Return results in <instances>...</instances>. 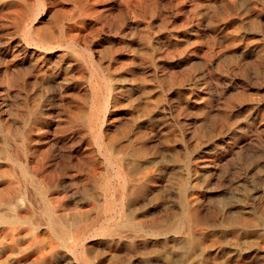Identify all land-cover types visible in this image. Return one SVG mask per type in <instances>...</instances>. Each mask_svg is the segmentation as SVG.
<instances>
[{"label": "rangeland", "instance_id": "1", "mask_svg": "<svg viewBox=\"0 0 264 264\" xmlns=\"http://www.w3.org/2000/svg\"><path fill=\"white\" fill-rule=\"evenodd\" d=\"M36 1L40 14L32 24ZM36 1L0 0V197L15 179L28 197L14 194V200L35 218L17 224L19 246L5 249L11 235L1 240L0 263L75 264L73 241L62 249L64 257L36 262L37 241L33 249L29 242L37 232L44 235L39 247L48 252L50 238L45 225L33 231L28 221L37 223L46 203L22 172L39 170L46 190L59 186L53 200L69 228L100 227L112 213L102 211L104 197L114 198L102 188L113 174L98 152L101 130L112 158L125 160L124 213L144 226L120 244L89 238L86 264H186L194 255H201L196 264H264V0ZM101 96L107 112L95 124ZM171 220L181 221L182 238L152 234V223L164 230ZM115 227L105 234L118 232Z\"/></svg>", "mask_w": 264, "mask_h": 264}, {"label": "bare ground", "instance_id": "2", "mask_svg": "<svg viewBox=\"0 0 264 264\" xmlns=\"http://www.w3.org/2000/svg\"><path fill=\"white\" fill-rule=\"evenodd\" d=\"M9 1V0H8ZM28 1V0H27ZM36 1V0H35ZM37 2V7H36V10H35V15H34V19H33V21H32V24H33V22L34 21H36V19H37V17L39 16V12H40V8H41V6H40V3H39V1H36ZM5 3V2H4ZM13 4V3H12ZM1 5V4H0ZM7 5V4H6ZM10 5H11V3H10ZM17 5V4H16ZM16 5H14V6H16ZM4 6V5H3ZM2 6V7H3ZM18 6H19V4H18ZM22 7V6H21ZM6 8V7H5ZM12 8V7H11ZM20 8V7H19ZM9 9H10V6H9ZM18 9V8H17ZM21 9V8H20ZM23 9V8H22ZM19 10V9H18ZM20 11H22V10H20ZM10 14V13H9ZM14 17V16H13ZM21 17V16H20ZM25 19V18H24ZM14 20V19H13ZM17 20V19H16ZM16 20H14V21H16ZM6 21V20H5ZM30 21H31V19H30ZM17 24H19V22H16ZM38 24V23H37ZM32 26V25H31ZM64 26V25H63ZM67 29V28H66ZM65 30V29H64ZM70 30H72V29H70ZM33 31V30H32ZM44 32H45V30H44ZM46 32H47V30H46ZM45 32V33H46ZM26 33L27 34H31V28H28L27 30H26ZM68 33V32H67ZM71 33V32H70ZM24 35H25V32H24ZM69 35V34H68ZM70 35H73V34H70ZM69 35V36H70ZM31 36V35H30ZM37 36V35H36ZM41 36V35H40ZM62 36V35H61ZM66 36V35H65ZM68 36V37H69ZM67 37V38H68ZM73 37V36H72ZM58 38V37H57ZM66 38V37H65ZM66 38V39H67ZM42 40H43V38H41ZM45 39H47V37L45 38ZM75 39V38H74ZM31 40H32V38H31ZM40 40V39H39ZM76 40V39H75ZM27 41V40H26ZM62 41V40H61ZM30 42V41H29ZM49 42H51V41H49ZM57 42H59V41H57ZM75 42V41H74ZM32 43H33V41H32ZM66 43V42H65ZM70 43V42H69ZM77 43V42H76ZM28 44V43H27ZM58 44V43H57ZM66 45V44H65ZM69 45V44H68ZM71 45V44H70ZM77 45V44H76ZM55 46H57L56 44H55ZM63 47V46H62ZM72 47V46H71ZM75 47V46H74ZM60 48H61V46H60ZM39 49V48H38ZM57 50V49H56ZM82 50V49H81ZM55 51V50H54ZM62 51V50H61ZM44 52V51H43ZM46 53V52H45ZM54 53V52H53ZM55 53H57V52H55ZM61 54V53H60ZM55 55V54H54ZM90 55V54H89ZM57 56V55H56ZM62 57V56H61ZM91 62H92V60H91ZM95 68V67H94ZM95 71V70H94ZM102 76V75H101ZM105 77V76H104ZM105 79H106V77H105ZM106 81V80H105ZM107 83V82H106ZM103 84V83H102ZM104 87V86H103ZM108 89H109V87H108ZM105 90V89H104ZM105 98L106 97H104V96H101L99 99L101 100L100 102V106H101V112L99 111V114H97L96 116H95V124L96 123H100V122H102L103 123V120H102V117H103V115L107 112V105H108V103L106 102V100H105ZM118 98V97H117ZM108 99V98H107ZM111 99V98H110ZM109 101V100H108ZM111 103V102H110ZM93 108H95V107H93ZM109 111V110H108ZM112 112V111H111ZM109 114V113H108ZM113 114V113H112ZM105 116V115H104ZM114 117V116H113ZM106 120V119H105ZM110 120V119H109ZM109 120H107V122L109 123ZM111 122V121H110ZM107 123V124H108ZM113 123V122H112ZM104 124H105V121H104ZM111 124V123H110ZM98 125V124H97ZM100 125V124H99ZM101 125H103V124H101ZM112 125V124H111ZM103 126H101V128H102ZM107 128V127H106ZM105 129V128H104ZM103 129V130H104ZM106 130V129H105ZM104 130V131H105ZM111 130V129H110ZM25 131V130H24ZM95 132V131H94ZM107 132V131H106ZM109 133V132H108ZM29 134V133H28ZM30 135H32V134H30ZM108 136V135H107ZM112 136V135H111ZM72 137V136H71ZM110 139L112 138V137H109ZM113 138H114V136H113ZM119 139V138H118ZM107 140V139H106ZM27 141H28V138H27ZM109 141H111V140H108V142ZM114 141V140H113ZM30 142V141H29ZM70 142V141H69ZM28 143V142H27ZM93 143V142H92ZM32 144V143H31ZM34 144V143H33ZM96 144H97V148H98V152H99V154L101 155V157L104 159V161L108 164V169L110 168L111 170H109L113 175L110 177V178H107V180H105V182H104V184H103V190L106 192V194H109V193H112L113 194V196H114V198L113 199H110L109 198V196H107V195H105V197H104V202L102 203L101 201V203L103 204V209H102V211H106L107 209H110V210H112V213H111V215L109 216V217H106L104 220H103V222L101 223V225H100V227H93V226H90L89 224H83V223H79V224H75V226L73 225V228H69L68 226H67V224L61 219V214L60 213H57V208H56V206H55V203L54 202H56V200H53V197H54V192H56V189L59 187H55L56 189H54L53 191L51 190V189H48V190H46L45 189V187H44V185H42L43 183H45V182H47L46 181V177L43 175V174H41L40 172H38V171H35V170H29V168H25L24 170H23V172H22V175L24 176V178H26V177H29L31 180H32V186L34 187V183L35 184H38V186H36V188L34 187V190H35V193H38V194H41L43 197V199H44V202L46 203V208H45V213L44 214H42L43 215V217L40 215H36V216H38V217H41L39 220H38V218H36V220H37V223H36V221H28L31 225H32V230L33 231H35V230H38L39 228H42L41 226H43V225H45L47 228L45 229V231L46 232H44V233H47L48 234V236H49V238H50V242H48V245L46 244V247L48 246V252L46 251V249H42V248H40L41 247V245H39V235L40 234H38V232H37V234H35V236L34 237H32L33 238V240L34 241H32V242H29V247L31 248V249H33L34 247H36V249H38V251H39V258H38V261H36V262H39L40 260H44V258H46L47 256H49V255H52L53 257H55V258H57V257H62L63 255V253H62V249L64 248V247H68V244L71 242V241H73V243H74V245H73V248L75 249L74 251H73V253H74V256H75V259H76V261H74V263L75 264H86L87 262H89L90 260H88V254L86 255L85 254V246L87 245L86 243H87V241L89 240V238H91V237H95V236H99V235H101L102 237H106V236H108L113 242H116V243H118V244H120L123 240H126V239H128V238H130V237H133V238H137L138 236H139V233H138V230H139V228H141V227H143L140 223H136V222H133V221H131L130 220V217H129V215H126L125 213H124V209L126 208V206H125V202H124V199H125V192H126V190L128 189L127 188V184L128 183H126L127 182V175L125 174V172L124 171H126V169L124 168L125 166H124V164H125V160H124V158H122V157H120V156H116L114 159L112 158V155H113V153H112V155L111 154H109V153H111L110 151H109V146L107 145V144H105L104 142H103V135H102V132H101V130L100 131H98V133L96 134ZM30 145V144H29ZM35 146L37 145V144H34ZM34 145H32V146H34ZM110 145V144H109ZM34 146V147H35ZM122 146H124V145H122ZM122 146H120V147H122ZM28 147V146H27ZM27 147H25V148H27ZM118 147V146H117ZM126 147V146H125ZM129 147V146H128ZM116 148V147H115ZM36 150V149H35ZM34 150V151H35ZM95 150V149H94ZM118 150V149H117ZM13 151V150H12ZM125 151V150H124ZM18 152V151H17ZM27 152H28V150H27ZM30 152H32V150L30 151ZM95 152V151H94ZM215 151H213V153H214ZM29 153V152H28ZM212 153V152H211ZM217 153H218V151H217ZM216 153V154H217ZM67 154V153H66ZM207 154H209V153H207ZM5 155V154H4ZM36 155V154H35ZM41 155V154H40ZM68 155V154H67ZM108 155H110V156H108ZM136 155V154H135ZM139 155V154H138ZM211 155V154H210ZM20 156V155H19ZM33 156H34V154H33ZM47 156V155H46ZM64 156V155H63ZM140 156H142V155H140ZM216 156H218V155H216ZM1 157H3V156H1ZM26 157H27V155H26ZM36 157V156H35ZM40 157V156H39ZM67 157V156H66ZM99 157V156H98ZM98 157H96V159L98 158ZM38 158V157H37ZM95 158V157H94ZM199 158V157H198ZM197 158V159H198ZM213 158V157H212ZM1 159V158H0ZM23 159V158H22ZM41 159V158H40ZM72 159V158H71ZM76 159V158H75ZM99 159V158H98ZM144 159V158H143ZM203 159V158H202ZM30 160V159H29ZM32 160V159H31ZM44 160V159H43ZM65 160V159H64ZM80 160V159H79ZM94 160V159H93ZM177 160V159H176ZM175 160V161H176ZM204 160H207L206 158L205 159H203V161ZM214 160V159H213ZM36 161V160H35ZM75 161V160H74ZM84 161V160H83ZM130 161V160H129ZM211 161V160H210ZM7 162V161H6ZM25 162V161H24ZM23 162V163H24ZM42 162V161H41ZM61 162V161H60ZM98 162V161H97ZM150 162V161H149ZM152 162V161H151ZM39 163V162H38ZM73 163V162H72ZM137 163H140V162H137ZM34 164V163H33ZM32 164V165H33ZM43 164V163H42ZM47 164V163H46ZM61 165L62 164H64L65 165V162L64 163H60ZM76 164H77V162H76ZM86 164V163H85ZM98 164V163H97ZM96 164V165H97ZM100 164V163H99ZM131 164V163H130ZM133 164V163H132ZM148 164V163H147ZM151 164V163H150ZM5 165V164H4ZM32 165H30V166H32ZM34 165H36V164H34ZM41 165V164H40ZM48 165V164H47ZM60 165V166H61ZM70 165V164H69ZM78 165V164H77ZM90 165V164H89ZM102 165V164H101ZM128 165V164H127ZM136 165V164H135ZM146 165V164H145ZM213 165V164H212ZM1 166H3V164L1 165ZM36 166H38V165H36ZM35 166V167H36ZM68 166V165H67ZM85 166V165H84ZM90 166H92V165H90ZM89 166V167H90ZM104 166V165H103ZM149 166V165H148ZM206 166V165H205ZM6 167H7V165H6ZM29 167V166H28ZM74 167H75V162H74ZM77 167H79V165L77 166ZM100 167V166H99ZM104 167H106V166H104ZM128 167V166H127ZM207 167H209V166H207ZM53 168V167H52ZM51 168V169H52ZM82 168V167H81ZM97 168H98V166H97ZM96 168V169H97ZM147 168V167H146ZM0 169H2V168H0ZM4 169V168H3ZM40 169V168H39ZM42 169V168H41ZM54 170H55V168H53ZM61 169H62V167H61ZM65 169V168H64ZM70 169V168H69ZM79 169H80V167H79ZM85 169V168H84ZM104 169V168H103ZM128 169V168H127ZM5 170V169H4ZM43 170V169H42ZM57 170V169H56ZM71 170V169H70ZM95 170V169H94ZM104 170H106V169H104ZM6 171V170H5ZM8 171H10V170H8ZM12 171V170H11ZM44 171V170H43ZM52 171V170H51ZM83 171H85V170H83ZM98 171H99V169H98ZM207 171V170H206ZM4 172V171H3ZM45 172V171H44ZM56 172V171H55ZM64 172H66V171H64ZM95 172H97V171H95ZM218 172V171H217ZM6 173H7V171H6ZM21 173V172H20ZM46 173V172H45ZM99 173V172H98ZM212 173V172H211ZM10 174H12V172L10 173ZM10 174H9V176H10ZM31 174V175H30ZM82 174H84V173H82ZM101 174V173H100ZM107 174V173H106ZM21 175V174H20ZM92 175H93V173H92ZM103 175V174H102ZM131 175V174H130ZM132 175H134V174H132ZM131 175V176H132ZM81 176V175H80ZM79 176V177H80ZM98 176V175H97ZM101 176V175H100ZM129 176V175H128ZM2 177V176H1ZM133 177V176H132ZM146 177V176H145ZM148 177H149V175H148ZM197 177V176H196ZM5 178V177H4ZM12 178V177H11ZM15 178V177H14ZM59 177H57V179H58ZM78 178V177H77ZM82 178V177H81ZM84 178V177H83ZM13 179V178H12ZM12 179H11V182L8 184V188L6 189V195H5V197H0V243H1V240L3 241V239H6V236L8 237L9 235H11L12 237L10 238L11 239V242H10V246H8L7 248H5V249H8V250H10L11 248H12V245L14 244V246L16 245H20V244H18V235H19V222H21L20 220L21 219H27V218H30V219H35V218H32V217H30V215L31 214H29V213H31V212H29V210H28V207H23V205L21 204V206H20V204H19V202H18V200H14V194L16 195H18V194H20L21 193V188H18L19 187V185L17 186V181H15V179H14V181H12ZM56 179V180H57ZM69 179H71V178H69ZM79 179V178H78ZM113 179H116L117 180V186H114L113 185V183L114 182H112V180ZM131 179V178H130ZM139 179V178H138ZM141 179V178H140ZM77 180V179H76ZM116 180H114V181H116ZM195 180V179H194ZM6 181V180H5ZM59 181V180H58ZM164 181H165V179H164ZM167 182H168V180H166ZM3 182V181H2ZM7 182V181H6ZM5 182V183H6ZM49 182V181H48ZM75 182V181H74ZM73 182V183H74ZM77 182V181H76ZM136 182V181H135ZM144 182H146V181H144ZM148 182H149V180H148ZM24 182H22V184H23ZM54 183V182H53ZM64 183V182H63ZM78 183H80V182H78ZM165 183V182H164ZM25 184V183H24ZM23 184V185H24ZM46 184H48V183H46ZM51 184V183H50ZM57 184H59V183H57ZM67 184V183H66ZM66 184H64V185H66ZM72 184V183H71ZM116 184V183H115ZM142 184V183H141ZM146 184V183H145ZM148 184V183H147ZM151 184V183H150ZM178 184V183H177ZM7 185V184H6ZM60 185V184H59ZM135 185V184H134ZM156 185V184H155ZM163 185V184H162ZM63 186V185H62ZM61 186V187H62ZM73 186V184L71 185V187ZM139 186H141L142 187V185H139ZM6 187V186H5ZM40 187V188H39ZM132 187V186H131ZM130 187V188H131ZM135 187V186H134ZM17 188H18V190L20 189V192L18 193V191H17ZM75 188V187H74ZM88 188V187H87ZM127 188V189H126ZM133 188V187H132ZM162 188H163V186H162ZM161 188V189H162ZM1 189V188H0ZM2 189H5L4 187L2 188ZM73 189V188H72ZM72 189H70V191L72 190ZM142 189V188H141ZM201 189V188H200ZM205 189V188H204ZM30 190H31V188H30ZM29 190V191H30ZM58 191H59V189H57ZM86 190V189H85ZM176 190H178V189H176ZM202 190V189H201ZM27 190H25L24 191V195H23V193H21L20 195L23 197H28L27 196V194H28V192H26ZM32 191V190H31ZM62 191V190H61ZM68 191V190H67ZM67 191H66V193H67ZM74 191V190H73ZM78 191V190H77ZM84 191V190H83ZM83 191H81V192H83ZM89 191H90V189H89ZM100 191V190H99ZM128 191H130V189H128ZM133 191V190H132ZM214 191V190H213ZM185 192V191H184ZM62 193V192H61ZM75 193H77V192H75ZM129 193H131V192H129ZM211 193V192H210ZM37 194V195H38ZM83 194V193H82ZM84 194H85V191H84ZM190 194V193H189ZM207 194H208V192H207ZM60 195V194H59ZM58 195V196H59ZM64 195H66V194H64ZM63 195V196H64ZM76 195V194H75ZM80 195V194H79ZM93 195H95V194H93ZM153 195V194H152ZM157 195V194H156ZM177 195V194H176ZM201 195V194H200ZM206 195V194H205ZM212 195V194H211ZM218 195H219V193H218ZM0 196H2V195H0ZM21 196H20V198H21ZM57 196V195H56ZM71 196V195H70ZM78 196V195H77ZM103 195L101 194V197H102ZM213 196V195H212ZM17 197H19V196H17ZM32 197H34V196H32V194H29V199H31L32 201H33V198ZM61 197H62V195H61ZM81 197V196H80ZM96 197H97V195H96ZM101 197H99V198H101ZM158 197V196H157ZM176 197H179V196H176ZM187 197V196H186ZM197 197V196H196ZM198 197H199V195H198ZM20 198H19V200H20ZM54 198H56V197H54ZM60 197H58V199H59ZM69 198V197H68ZM73 198V197H72ZM76 198V197H75ZM92 198V197H91ZM98 197H97V199H99ZM127 198V197H126ZM159 198V197H158ZM194 198V197H193ZM215 198V197H214ZM77 199V198H76ZM84 199V198H83ZM156 198H154V200H155ZM175 199V198H174ZM177 199V198H176ZM190 199V198H189ZM204 199V198H203ZM28 200V198L26 199V201ZM74 200V199H73ZM85 200V199H84ZM100 200V199H99ZM102 200V199H101ZM153 200V199H152ZM159 200V199H158ZM194 200V199H193ZM205 200V199H204ZM20 201H22V199L20 200ZM39 201V200H38ZM63 201V200H62ZM71 201V200H70ZM74 201H76V200H74ZM95 201V200H94ZM171 201H173V200H171ZM206 201V200H205ZM191 202V201H190ZM193 202V201H192ZM30 203V202H29ZM37 203V202H36ZM61 203V202H60ZM63 203V202H62ZM82 203V202H81ZM87 203V202H86ZM85 203V204H86ZM89 203H91V202H88V204ZM170 203H172V202H170ZM59 204V203H58ZM72 204H73V202H72ZM84 204V203H83ZM153 204V203H152ZM169 204V203H168ZM174 204V203H173ZM193 204V203H192ZM61 205V204H60ZM127 205V204H126ZM139 205V204H138ZM172 205V204H171ZM177 205H179V204H177ZM25 206H27V205H25ZM37 206V205H36ZM58 206V205H57ZM90 206V205H89ZM155 206V205H154ZM165 206V205H164ZM173 206V205H172ZM23 207V208H22ZM33 207V206H32ZM60 207V206H59ZM96 207V206H95ZM228 207V206H227ZM63 209H64V207H62ZM87 208V207H86ZM90 208H91V206H90ZM98 208H100V207H98ZM133 208V207H132ZM131 208V209H132ZM170 208V207H169ZM175 208V207H174ZM224 208V207H223ZM37 209V208H36ZM41 209V208H40ZM62 209V210H63ZM66 209V208H65ZM135 209V208H134ZM176 209V208H175ZM174 209V210H175ZM80 210V209H79ZM84 210V209H83ZM86 210V209H85ZM179 210V209H178ZM232 210V209H231ZM66 212H67V210H65ZM77 211V210H76ZM132 211V210H131ZM138 211V210H137ZM136 211V212H137ZM171 211V210H170ZM223 211V210H222ZM38 212V211H37ZM40 212V211H39ZM74 212V211H73ZM82 212V211H81ZM88 212V211H87ZM94 212H95V209H94ZM129 212H130V210H129ZM166 212H167V210H166ZM178 212V211H177ZM36 213V212H35ZM234 213V212H233ZM70 214V213H69ZM87 214V213H86ZM94 214V213H93ZM143 214V213H142ZM146 214V213H145ZM178 214H180L179 212H178ZM245 214V213H244ZM248 214V213H247ZM250 214V213H249ZM33 215V214H32ZM63 215V214H62ZM67 215V214H66ZM75 215H77V214H75ZM79 215H81V214H79ZM133 215V214H132ZM160 215V214H159ZM158 215V216H159ZM164 215V214H163ZM165 215H166V213H165ZM165 215H164V217H165ZM171 215V214H170ZM174 215V214H173ZM181 215V214H180ZM240 215H243V213L242 214H240ZM252 215V214H251ZM256 215V214H255ZM87 216V215H86ZM161 216V215H160ZM245 216H246V214H245ZM249 216V215H248ZM64 217V216H63ZM62 217V218H63ZM67 217H70V216H67ZM84 217V216H83ZM88 217V216H87ZM92 217V216H91ZM125 217H127L128 218V220L125 222V223H123V221L124 220H126V218ZM137 217V216H136ZM139 217V216H138ZM142 217V216H141ZM141 217H139L140 219H141ZM145 217H146V215H145ZM149 217V216H148ZM177 217V216H176ZM65 218H66V216H65ZM72 218H73V215H72ZM76 218V217H75ZM75 218H73V219H75ZM95 218V216H93V219ZM132 218H133V216H132ZM156 218H157V216H156ZM224 218V217H223ZM77 219V218H76ZM103 219V218H102ZM139 219V220H140ZM142 219H144V218H142ZM142 219H141V221H142ZM158 219V218H157ZM176 219V218H175ZM225 219V218H224ZM232 218H230L229 220H231ZM98 220V219H97ZM146 220V219H145ZM161 220V219H160ZM188 220H190L189 218H188ZM229 220H228V222H229ZM25 221V220H24ZM67 221H68V219H67ZM74 221V220H73ZM94 221V220H93ZM134 221H137V219L135 220L134 219ZM172 221V220H171ZM187 221V220H186ZM27 222V221H26ZM25 222V223H26ZM27 222V223H28ZM92 222V221H91ZM145 222V221H144ZM148 222V221H147ZM152 222V221H151ZM258 222V221H257ZM22 223V222H21ZM88 223V222H87ZM89 223H90V221H89ZM146 223V222H145ZM150 223V222H149ZM259 223V222H258ZM17 224H19L18 226H17ZM71 224V221L69 222V225ZM73 224V223H72ZM151 224V223H150ZM149 224V225H150ZM153 224V223H152ZM152 224L149 226L148 224H146L147 226H149V228H151V232H152V234L153 233H155V232H157L159 235H164V236H167V237H169V236H171L172 238L171 239H176V237H177V235L179 236V237H183V234H185L184 232H183V226H182V224H181V221H179V220H175V221H172V223H170V224H168V225H166V228L164 229V230H162V229H158V228H155V227H153L152 226ZM155 224V223H154ZM187 224L188 223H186V226H187ZM231 224V223H230ZM22 225V224H21ZM28 225V224H27ZM110 225H115L116 227H115V230L114 231H118V232H116L115 234H112V232H110V233H108L107 235L105 234V232H106V228L107 227H109ZM145 225V226H146ZM163 225V224H162ZM191 225V224H190ZM189 224H188V226H190ZM24 226V225H23ZM157 226H159V225H157ZM192 226V225H191ZM226 226V225H225ZM231 226H232V224H231ZM253 226V225H252ZM256 226H258V225H256ZM259 227V226H258ZM23 228V227H22ZM189 228V227H188ZM193 228V227H192ZM216 228V227H215ZM219 228V227H218ZM247 228H249V227H247ZM253 228V227H252ZM261 228V227H260ZM263 228V227H262ZM43 229V228H42ZM108 229V228H107ZM198 229V228H197ZM197 229H193V230H197ZM200 229V228H199ZM198 229V230H199ZM264 229V228H263ZM21 230V229H20ZM22 230H24V229H22ZM197 230V231H198ZM231 230V229H230ZM234 230V229H233ZM25 231V230H24ZM39 231V230H38ZM40 231H42V230H40ZM192 231V230H191ZM196 231V232H197ZM187 232V231H186ZM199 232V231H198ZM230 232V231H229ZM233 232H235V231H233ZM254 232V230L252 231V233ZM261 232H262V230H261ZM34 233V232H33ZM44 233H42V234H44ZM145 233V232H144ZM263 233V232H262ZM25 234L28 236V234H27V232H25ZM225 234V233H224ZM228 234V233H227ZM232 234V233H231ZM234 234V233H233ZM46 235V234H45ZM143 235V234H142ZM153 235H155V234H153ZM152 235V236H153ZM199 235V234H198ZM20 236V235H19ZM44 236V235H43ZM42 236V237H43ZM185 236V235H184ZM191 236V235H190ZM257 236V235H256ZM22 237V236H21ZM42 237H41V235H40V238H41V240H42ZM162 237V236H161ZM192 237V236H191ZM190 237V238H191ZM200 237V236H199ZM230 237V236H229ZM247 237V236H246ZM253 237V236H252ZM23 238H25V237H23ZM163 238V237H162ZM189 238V237H188ZM251 238V237H250ZM258 238V237H257ZM44 239V238H43ZM160 239V238H159ZM164 239V238H163ZM253 239H255V238H253ZM24 240V239H23ZM104 240L105 239H102V243H104ZM151 240V239H150ZM154 240H155V237H154ZM191 240H193V239H191ZM200 240H201V238H200ZM246 240V239H245ZM250 240V239H249ZM259 240L261 241V239L259 238ZM258 240V241H259ZM10 241V240H9ZM21 241V240H20ZM36 241H37V245L38 246H34V245H36ZM44 241H45V239H44ZM92 241H93V239H92ZM98 241V240H97ZM111 241V242H112ZM148 241V240H147ZM147 241H145V242H147ZM175 241V240H174ZM188 241H189V239H188ZM194 241V240H193ZM259 241V242H260ZM264 241V240H263ZM6 242V241H5ZM125 242V241H124ZM7 243V242H6ZM44 243V242H43ZM98 243V242H97ZM101 243V244H102ZM115 243V244H116ZM141 243H143V242H141ZM149 243V242H148ZM147 243V244H148ZM252 243H254L253 242V240H252ZM258 243V242H257ZM28 244V243H27ZM92 245H93V243H91ZM109 244H110V241H109ZM108 244V245H109ZM126 244H128V243H126ZM137 244H138V242H137ZM137 244H136V246H137ZM168 244V243H167ZM170 244H173V243H170ZM190 244V243H189ZM259 244V243H258ZM260 244H261V242H260ZM259 244V245H260ZM1 245H2V243H1ZM0 245V246H1ZM44 245V244H43ZM42 245V246H43ZM70 245V244H69ZM140 245V244H139ZM149 245V244H148ZM182 244H180V246H181ZM262 245V244H261ZM32 246H34V247H32ZM40 246V247H39ZM99 246H100V244H99ZM98 246V247H99ZM107 246V245H106ZM117 246V245H116ZM141 246V245H140ZM142 246H143V244H142ZM151 246V245H150ZM149 246V248L151 249V248H153V247H150ZM194 246V245H193ZM22 247V246H21ZM26 247H28V246H26ZM115 247V246H114ZM127 247V246H126ZM146 247V246H145ZM169 247V246H168ZM167 247V248H168ZM251 247H253V246H251ZM256 247V246H255ZM254 247V248H255ZM261 247H263V246H261ZM23 248V247H22ZM22 248H20V251H21V249ZM30 248H28V249H30ZM45 248V247H44ZM65 248V249H66ZM88 248V247H87ZM91 248H94L93 246L91 247ZM134 248V247H133ZM137 248V247H136ZM260 248V247H259ZM80 249H81V252H79L80 251ZM106 249H107V247H106ZM135 249V248H134ZM191 249V248H190ZM23 250V249H22ZM24 250H25V248H24ZM67 250V249H66ZM93 250V249H92ZM231 250V249H230ZM250 250H252V249H250ZM1 251V250H0ZM5 251V250H4ZM16 251V250H15ZM30 251V250H29ZM88 251H90V250H88ZM121 251V250H120ZM200 251V250H199ZM198 251V252H199ZM225 251V250H224ZM2 252V251H1ZM11 252V251H10ZM13 253H14V251H12ZM11 252V255L13 254ZM25 252V251H24ZM23 252V253H24ZM36 252V251H35ZM79 252V253H78ZM92 252V251H91ZM105 252H107V251H105ZM108 252H110L109 250H108ZM123 252V251H122ZM191 252V251H190ZM198 252H197V254H198ZM212 252V251H211ZM210 252V253H211ZM219 252V251H218ZM222 252V251H221ZM232 252V251H231ZM243 252V251H242ZM257 252V251H256ZM89 253V252H88ZM216 253V252H215ZM235 253V252H234ZM251 253V252H250ZM5 254H7V253H5ZM9 254V253H8ZM26 254H27V252H26ZM26 254L23 256V258L25 257V259H26ZM69 254V253H68ZM94 254V253H93ZM93 254H92V256H93ZM97 254V253H96ZM113 254V253H112ZM138 254V253H137ZM158 254H159V252H158ZM207 254V253H206ZM209 254V253H208ZM219 254V253H218ZM217 254V255H218ZM239 254V253H238ZM20 255H21V253H20ZM19 255V256H20ZM28 255H29V252H28ZM34 255V254H33ZM38 255V254H37ZM36 255V256H37ZM91 255V254H90ZM188 255V254H187ZM205 255V254H204ZM220 255V254H219ZM237 255V254H236ZM240 255V254H239ZM244 255V254H243ZM246 255V254H245ZM244 255V256H245ZM253 255V254H252ZM264 255V254H263ZM13 256V255H12ZM15 256H17V255H15ZM21 256V257H22ZM35 256V255H34ZM91 256V257H92ZM114 256H115V254H114ZM159 256V255H158ZM229 256V255H228ZM227 256V257H228ZM233 256V255H232ZM0 257H1V255H0ZM9 257V256H8ZM64 257V256H63ZM90 257V256H89ZM176 257V256H175ZM187 257V256H186ZM251 257V256H250ZM10 258V257H9ZM16 258H18V257H15V259ZM20 258V257H19ZM31 258V257H30ZM29 258V259H30ZM99 258H101V257H99ZM114 258V257H113ZM135 258V257H134ZM200 258H201V255H194V256H191L188 260H186V264H196L195 262H200ZM216 258V257H215ZM236 258V257H235ZM8 259V258H7ZM6 259V260H7ZM35 260H36V258H34ZM63 259V258H62ZM67 259V258H66ZM74 259V260H75ZM136 259V258H135ZM207 259V258H206ZM228 259H230L229 257H228ZM232 259H234V258H232ZM237 259H240V258H237ZM249 259V258H248ZM4 260V259H3ZM23 260V259H22ZM46 260H47V258H46ZM50 260H52V259H50ZM92 260H94V257H93V259ZM130 260V259H129ZM128 260V261H129ZM255 260V259H254ZM30 261H32L31 259H30ZM57 261H59L60 262V259L59 260H57ZM71 261V260H70ZM133 261H135V260H133ZM153 261V260H152ZM235 261V260H234ZM238 261V260H237ZM246 261V260H245ZM250 261H251V259H250ZM256 261V260H255ZM0 262H2V261H0ZM4 262H5V260H4ZM13 262V261H12ZM44 262V261H43ZM68 262V261H67ZM93 262V261H92ZM109 262V261H108ZM130 262V261H129ZM132 262V261H131ZM141 262V261H140ZM154 262V261H153ZM156 262V261H155ZM229 262V261H228ZM257 262V261H256ZM16 263V262H15ZM21 263H22V261H21ZM29 264H30V262H28ZM33 263H34V260H33ZM33 263H31V264H33ZM42 263V262H41ZM46 263V262H45ZM65 263V262H64ZM111 263V262H110ZM124 263V262H123ZM125 263H127V262H125ZM133 263V262H132ZM135 263V262H134ZM205 263V262H204ZM233 263V262H232ZM247 263V262H246ZM245 263V264H246ZM1 264V263H0ZM3 264V263H2ZM5 264V263H4ZM25 264V263H24ZM44 264V263H43ZM50 264V263H49ZM105 264V263H104ZM117 264V263H116ZM120 264V263H119ZM130 264V263H129ZM138 264V263H137ZM141 264V263H140ZM160 264V263H159ZM164 264V263H163ZM212 264V263H211ZM238 264V263H237Z\"/></svg>", "mask_w": 264, "mask_h": 264}]
</instances>
